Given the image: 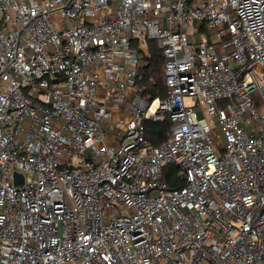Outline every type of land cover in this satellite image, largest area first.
<instances>
[{"label": "built area", "instance_id": "built-area-1", "mask_svg": "<svg viewBox=\"0 0 264 264\" xmlns=\"http://www.w3.org/2000/svg\"><path fill=\"white\" fill-rule=\"evenodd\" d=\"M0 264H264V0H0Z\"/></svg>", "mask_w": 264, "mask_h": 264}, {"label": "trees", "instance_id": "trees-1", "mask_svg": "<svg viewBox=\"0 0 264 264\" xmlns=\"http://www.w3.org/2000/svg\"><path fill=\"white\" fill-rule=\"evenodd\" d=\"M139 58L141 65L139 67L140 74L137 81L143 88V94L151 96V98H165L168 93L164 73L165 58L156 41L149 42L147 53L139 51ZM171 124L172 122L168 115L161 122L146 120L147 140L155 145L164 144L168 140ZM164 179L171 187L182 184V181L178 177V168L176 165H168L165 168Z\"/></svg>", "mask_w": 264, "mask_h": 264}, {"label": "water", "instance_id": "water-1", "mask_svg": "<svg viewBox=\"0 0 264 264\" xmlns=\"http://www.w3.org/2000/svg\"><path fill=\"white\" fill-rule=\"evenodd\" d=\"M14 181L15 184H22L23 183V176L19 174L18 172L14 173Z\"/></svg>", "mask_w": 264, "mask_h": 264}, {"label": "rangeland", "instance_id": "rangeland-1", "mask_svg": "<svg viewBox=\"0 0 264 264\" xmlns=\"http://www.w3.org/2000/svg\"><path fill=\"white\" fill-rule=\"evenodd\" d=\"M185 102L188 105H194L193 101L191 99H189V98H185ZM258 107H259V105H258ZM72 162H73V165H77L79 163V159L78 158H73Z\"/></svg>", "mask_w": 264, "mask_h": 264}, {"label": "crops", "instance_id": "crops-1", "mask_svg": "<svg viewBox=\"0 0 264 264\" xmlns=\"http://www.w3.org/2000/svg\"><path fill=\"white\" fill-rule=\"evenodd\" d=\"M139 62H140V65H141V60L139 58ZM139 65V67H140ZM109 105L111 106L113 112H114V115L118 116L120 114V111L115 107V105L113 104L112 101L109 102Z\"/></svg>", "mask_w": 264, "mask_h": 264}]
</instances>
